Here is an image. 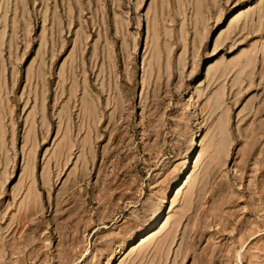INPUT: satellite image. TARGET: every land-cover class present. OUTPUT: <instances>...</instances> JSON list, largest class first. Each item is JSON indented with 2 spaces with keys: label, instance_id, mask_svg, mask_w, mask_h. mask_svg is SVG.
I'll return each instance as SVG.
<instances>
[{
  "label": "rangeland",
  "instance_id": "rangeland-1",
  "mask_svg": "<svg viewBox=\"0 0 264 264\" xmlns=\"http://www.w3.org/2000/svg\"><path fill=\"white\" fill-rule=\"evenodd\" d=\"M0 264H264V0H0Z\"/></svg>",
  "mask_w": 264,
  "mask_h": 264
},
{
  "label": "bare ground",
  "instance_id": "bare-ground-1",
  "mask_svg": "<svg viewBox=\"0 0 264 264\" xmlns=\"http://www.w3.org/2000/svg\"><path fill=\"white\" fill-rule=\"evenodd\" d=\"M210 66H211V65H210ZM178 192H179V189L177 190V193H178ZM177 196H178V195H177ZM151 224H152V223H151ZM151 235H152V234H151ZM147 238H148V237H146V238H145V237H144V238H142V240H141L140 244H141V243H143V242H144V241H145ZM150 239H151V238H150ZM141 245H142V244H141Z\"/></svg>",
  "mask_w": 264,
  "mask_h": 264
}]
</instances>
